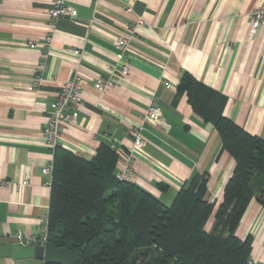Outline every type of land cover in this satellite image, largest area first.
Returning <instances> with one entry per match:
<instances>
[{
  "label": "crops",
  "instance_id": "crops-1",
  "mask_svg": "<svg viewBox=\"0 0 264 264\" xmlns=\"http://www.w3.org/2000/svg\"><path fill=\"white\" fill-rule=\"evenodd\" d=\"M53 2L0 0V244H17L18 231L27 244L39 243L33 237L48 216L52 181L43 169L53 159L44 129L60 85L74 73L82 79L83 101L78 118L64 129L62 148L90 159L101 144L116 143L122 158L133 147L127 128L142 125L145 155H134L132 181L169 205L196 174L207 173L206 198L216 209L235 160L178 85L190 73L226 96L227 117L264 138V23L253 32L250 16L264 0H66L77 15L51 24ZM140 18L144 24L129 46V74L99 92L95 83L108 75V65L119 67L116 40ZM51 31L48 53L29 44ZM40 62L45 68L34 85ZM153 96L163 119L144 122ZM120 169L118 161L115 172ZM236 233L252 236V262L264 264V208L256 198ZM0 264L44 262L5 256Z\"/></svg>",
  "mask_w": 264,
  "mask_h": 264
},
{
  "label": "trees",
  "instance_id": "trees-1",
  "mask_svg": "<svg viewBox=\"0 0 264 264\" xmlns=\"http://www.w3.org/2000/svg\"><path fill=\"white\" fill-rule=\"evenodd\" d=\"M178 90L214 124L235 160L221 203L215 209L206 198L207 173L196 174L168 205L132 180L116 178L120 154L109 144L90 159L58 145L47 240L72 250L76 264H254L252 236L236 231L253 198L264 208V138L227 117L226 96L190 73Z\"/></svg>",
  "mask_w": 264,
  "mask_h": 264
},
{
  "label": "built area",
  "instance_id": "built-area-1",
  "mask_svg": "<svg viewBox=\"0 0 264 264\" xmlns=\"http://www.w3.org/2000/svg\"><path fill=\"white\" fill-rule=\"evenodd\" d=\"M127 11H131V7H127ZM50 23L53 24L60 18L74 17L77 15V9L70 7L66 0H54L52 6L49 8ZM252 19V31L256 32L259 27L264 23V5L257 7L250 13ZM144 24V19L140 18L136 23L130 24L129 35H123L116 40V47L119 51V67L115 65H108L109 73L106 76H102L96 80V89L104 93L113 88L117 79L120 76L127 75L130 72L128 63L129 46L132 37L135 35L138 27ZM53 31L47 34L44 40L40 43L30 41L31 46L40 45L44 53H48L53 40ZM75 54H80L79 49H73ZM45 63L40 62L35 68L34 85H38L41 81L40 73L44 70ZM167 87L171 86V83H166ZM83 101L82 95V79L78 73H74L70 79L63 82L57 92L56 98L52 104V109L48 112L47 125L44 129L45 140L47 146L54 152L55 148L60 143V138L64 133V129L73 124L78 118L79 106ZM163 119L162 109L156 96H153L148 104L143 121L148 123L159 122ZM143 126H129L126 130L129 137L133 141V147L128 154L121 158V154L118 151L116 143H111L110 147L116 150L120 156L119 165L120 170L116 171V178L119 180H132L133 178V160L134 155H145L144 146L146 140L142 134ZM54 162L53 159L44 167V173H53ZM27 184V181L23 182ZM41 226L39 230V236L33 237L34 240L41 244L48 242V216L41 218ZM16 242L22 243L24 235L22 231L16 233Z\"/></svg>",
  "mask_w": 264,
  "mask_h": 264
},
{
  "label": "water",
  "instance_id": "water-1",
  "mask_svg": "<svg viewBox=\"0 0 264 264\" xmlns=\"http://www.w3.org/2000/svg\"><path fill=\"white\" fill-rule=\"evenodd\" d=\"M5 256H13L14 258L36 257L44 263L76 264L73 251L65 246H57L54 242L29 245L27 240L23 239L22 243L13 245L0 244V258Z\"/></svg>",
  "mask_w": 264,
  "mask_h": 264
}]
</instances>
